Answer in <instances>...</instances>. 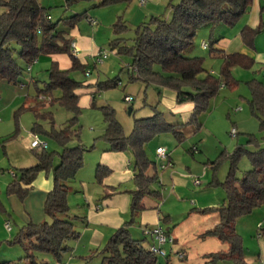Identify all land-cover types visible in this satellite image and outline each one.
Returning a JSON list of instances; mask_svg holds the SVG:
<instances>
[{"label": "trees", "instance_id": "1", "mask_svg": "<svg viewBox=\"0 0 264 264\" xmlns=\"http://www.w3.org/2000/svg\"><path fill=\"white\" fill-rule=\"evenodd\" d=\"M119 0H103V4ZM253 0H177L169 4L171 18L152 16L135 28L133 44L128 43L124 35L131 29L123 21L115 24L117 36L111 42V48L119 55H130L134 69L130 81H142L147 85L156 83L177 92L179 103L192 101L195 104L189 121L172 123L165 114L153 107L150 116L136 118L133 130L126 135L117 119L116 111L110 104L100 105L106 122L103 137L109 142L111 151H129L134 156V181L136 188L132 193V218L119 227L101 250V264H155L158 257L144 244L143 240L132 237L129 225L134 222L135 213L145 209L143 199L159 196L153 185L159 180L158 167L146 151V145L162 133H171L179 141L185 138L188 128L199 129L202 126L199 117L209 110L211 100L219 93L223 85L237 84L233 79V68L241 66L251 68L253 58L242 52L222 53L223 62L219 75H214L204 67V57L185 56L184 51L193 45L198 29L205 25L213 28L220 24L234 26L249 11ZM264 10V5L262 6ZM47 8L39 0H0V79H7L14 84L23 83L21 77L29 65L41 54L69 53L73 63L69 69H61L56 62L49 67V79L45 87L38 88L41 93L50 95V103H59L73 113L66 124L57 129L54 125L46 130L35 121L33 133L44 132L53 138L61 151L35 149L37 163L22 168L20 176L9 186V192L22 195L26 189L22 184H30L37 174L44 170L52 171L54 187L45 201V212L50 221L28 223L22 230L26 242L25 259L28 264H45L39 261L43 254H51L61 261L65 251L69 250L68 241L79 236L74 222L69 219L67 182L74 179L84 164L86 147L79 143L70 145L80 137L78 119L81 114L77 89L81 83L70 73L73 70L86 72L85 65L71 54L69 29L75 26L82 15H74L54 21L48 18ZM84 15V14H83ZM51 16V15H50ZM63 23L67 28H61ZM264 30V20L258 26H244L241 30L243 41L253 47L257 34ZM214 33V32H213ZM214 39V38H213ZM214 39L213 43L217 42ZM221 53V52H219ZM20 60L23 63H20ZM120 79L97 83L98 90L115 87ZM251 91L250 106L259 118V131L262 137L248 133L247 143H238L230 154L231 166L224 181L213 177L211 184L221 186L226 192V202L219 208L220 223L212 232L222 241L230 244V254L235 255L237 264H245L243 259L242 238L235 229L236 220L253 212L264 203V84L256 79L248 81ZM54 90L60 95L53 96ZM22 109H32L22 105ZM36 112L37 118L49 117V114ZM243 154L250 158L252 168L242 177L236 175L238 161ZM58 158V159H57ZM111 173V169L99 165L96 171L98 182ZM16 240V239H15ZM0 264H9L0 262Z\"/></svg>", "mask_w": 264, "mask_h": 264}, {"label": "crops", "instance_id": "2", "mask_svg": "<svg viewBox=\"0 0 264 264\" xmlns=\"http://www.w3.org/2000/svg\"><path fill=\"white\" fill-rule=\"evenodd\" d=\"M75 1L78 0H68V2ZM97 1L99 3L95 5L113 7L111 9L116 11L115 15L107 21L111 28H108L105 25L93 28L92 31L94 32V35L88 34L85 28L83 29L85 31H83L79 24L84 16L87 17V10L82 13L74 14L82 15V17L80 16V19L75 26L71 28V32L73 33L71 39L77 42L80 50L78 59L85 65V69L90 63L89 58L94 62L95 56L102 48L98 41L101 32H105L109 34V36H112L113 34L114 39L117 36L114 24L119 19L123 20L132 30V25L139 26L143 22L148 21L152 16L168 14L166 17L168 18V16H171L172 14L169 4L171 2H176L177 0H119L107 4H103V0ZM263 5L264 0H253L249 11L243 16L245 17L243 23L241 24L239 22L237 28L235 27L234 35H229L221 31L218 36V33L216 32L218 28H216L214 33L210 28V33L212 31L210 34L211 38L217 39L218 41L212 44L208 40L203 39L201 46L203 41H207L209 43L207 48L211 46L213 50L218 51L217 55L221 58L222 53L231 52H242L250 55L254 60L251 68H254V71L262 77H253L251 79H256L264 84V30L257 34L253 47L247 45L241 36V30L244 26L256 27L262 19L264 20V10H262ZM205 27H208L207 29H209L210 26L205 25ZM128 33H125L124 36L126 37ZM238 39H240L239 41L241 42H238ZM259 41H261V43ZM232 48H238V51ZM113 50L116 52V49ZM53 62H56L61 69H69L72 66L73 60L69 53L41 54L30 66L31 68L29 71L32 81L35 80L32 74L35 66L41 63L48 68ZM128 68L130 71L134 70L131 65ZM209 72L212 74L215 73L213 69ZM85 82H90L94 87L87 90H84L81 87L77 89V93L80 96L79 105L95 106V92L98 91L97 83H99V81L96 78H92ZM143 83L146 84L145 82ZM21 84L26 85V82ZM238 85L239 82L231 86V89L236 88ZM159 86L160 85H158V87ZM225 87L226 85H223L221 89ZM83 93L88 94L82 103L81 96ZM159 93L162 94L161 103L168 104L171 106L173 113H179L181 114V117H183L182 121L172 122L165 115L170 122L184 123L189 121L194 111V102L187 101L179 103L177 92L169 87L160 86ZM41 95L42 94H40L38 98L40 99V102L43 103V100L45 99H41ZM219 98L220 93H218L213 99ZM249 99L251 98H248L247 100L249 101ZM23 105L26 107H33L34 109L36 108L35 104L28 105L27 103H23ZM237 108L239 107H236L235 110H242V108ZM247 118L248 117L246 116H240L237 118V121L232 122V128L235 127L238 134L240 132L253 133L256 130L255 127H252L254 123L246 120ZM132 130L126 132L124 128L126 135H129ZM192 130L193 128H188L185 134L190 133ZM32 134L33 132L29 133V137H27L24 144L19 138L6 139L4 142L0 140V245H2L3 242L14 243L11 242V240L16 228H19V231L16 235L15 242L21 240L26 242L25 238H23L24 231L22 232L24 227L28 223H40L46 219L45 201L48 193L54 187L52 171L46 172L42 170L37 174L32 183L22 184L23 188L26 189L24 195L17 192H9V186L15 179L19 178L20 170L37 163L35 149L31 148L29 144ZM238 134L236 137H238ZM171 135L178 143L182 144L184 139L187 138L185 135V138L179 141L173 134ZM156 137L154 139H156ZM152 141L146 145L147 154V147H150ZM195 144L188 148V151L193 156L197 153L192 150V147ZM171 145L172 141L166 140L156 146V149L159 146H166L165 148L170 153V158L173 161V166L160 170L158 167L160 159L155 149L156 157L159 160V162H155L158 167L159 180L156 182L157 186L154 187L153 185V188L158 191L159 196L149 195L145 197L146 200L145 198L143 199L146 208L136 212L134 222L129 225L132 237L143 240L144 244L149 248L153 241L151 237L145 233L147 227L161 225L166 232L171 234L173 238L172 241L164 246L167 252L166 255L157 256L158 261L155 264H237L235 255L229 253L230 244L222 241L212 233L220 223L221 216L219 208L226 202V192L224 188L221 189L225 194L216 191L219 187L213 188L208 186L203 189L196 188L203 183L199 176L204 174L207 180L210 179L211 175H209L207 167L204 166L203 170H201L200 161L195 158H188L184 152L186 149L183 145H173L174 147L169 148ZM102 146L103 147H101L99 153L95 154L90 160L91 166L89 165L87 168V171L89 172L87 177H84V174H80V171H82L83 168L81 167L77 173V177L67 182L70 193L72 190L78 191L80 188L82 189L84 197V206L80 205V211H78L79 213H76L74 220L72 217L70 218L69 215V219L74 223L76 222L78 227L80 226L79 236L77 237L75 244L84 236H88L87 243L90 246L88 252L91 251L93 256L96 252L101 250L100 248L105 242H108L119 227L125 225L131 220L133 215V196L131 191L136 188V184H133V154L129 151H111L109 150L110 146ZM86 151L87 147L84 155ZM198 151L201 150L198 149ZM99 165L111 169V173L104 177L102 182H98L96 178V171ZM201 171V175H195ZM213 177L217 178L219 181L225 180V178L223 179L219 173L213 174L212 180ZM197 179L199 180V183L195 182ZM77 180L79 182H77ZM207 180L205 182H207ZM76 182L77 186H72V184ZM70 197L71 196L69 195V198ZM161 204L163 205L161 206ZM257 208H260L263 211L264 203L256 207L253 212ZM252 213L239 217L235 222V229L242 238L243 259L245 264H264V217L256 223H252L248 218V215H251ZM7 222L10 223V229L6 227ZM257 226L260 228L258 227V229ZM255 229L256 238H252V233L255 232ZM249 235L251 238L248 237ZM18 237L19 241L17 240ZM247 238L250 239L249 242H247ZM77 248V245H75V247L71 246L72 252H75ZM181 252L183 253L182 256L180 255ZM87 255L88 254L78 256L81 259H85V257H89ZM73 256H70L69 259H73ZM100 261L102 262V259Z\"/></svg>", "mask_w": 264, "mask_h": 264}, {"label": "rangeland", "instance_id": "3", "mask_svg": "<svg viewBox=\"0 0 264 264\" xmlns=\"http://www.w3.org/2000/svg\"><path fill=\"white\" fill-rule=\"evenodd\" d=\"M39 1L41 5L47 8L48 13L54 21H59L62 17H70L75 13H82L87 10V17L84 16L79 25L82 30L85 28L87 33L90 35H94L92 29L97 28L98 26L105 25L106 27L111 28L109 22L107 21L116 13L114 9H111L113 7L95 5L99 3L97 0H78L75 2H68V0ZM167 15L168 14H162L165 18ZM91 17L97 19L98 23L95 25L91 24L89 22ZM170 18L171 16H168V19ZM244 18L245 17L241 18L234 26H228L220 23L214 28L210 25H208L210 26L209 29L205 26L200 27L194 38L193 45L184 51V55L204 57L205 69L207 71H211L213 69L215 71L214 75H218L221 69L222 58L217 55L218 51L213 50L211 46L209 48H203L201 46V42L204 39L213 44L214 39L211 38L210 34L212 31L215 32L216 28H218L216 31L218 36L221 31L229 35H234L235 27L237 28L239 22L242 24L245 20ZM59 26L61 28H67L63 23H60ZM136 26L137 25H132L133 29L126 35L129 44H133ZM210 28L212 29L211 33ZM68 30L69 37L71 38L73 33L71 32V29L68 28ZM113 37V34L112 36H109V34L101 32L98 41L102 46L101 49L107 51L108 57L103 63H95V60L93 62V60L89 58L90 63L86 69L90 68L92 70V74L86 75L82 70H73L70 73L74 79L81 83V88L84 90L94 87L90 84V82H85L89 79L96 78L99 82H105L114 78H120L117 86L95 92V106H81V114L78 119L80 137L74 138L70 145H77L81 143L87 147V151L84 155L83 168L82 171H80V174H84V177H87L89 173L87 168L89 165L91 166L90 160L93 156H95V154L99 153L101 147H103L102 145L108 147L110 146L109 142L101 137L104 129L106 128V122L104 114L100 109V105L110 104L115 109L116 116L123 124L126 132H130L132 130L136 118L152 115L154 113V106H157V109L161 110L172 122L182 121L183 119L181 114L172 112L171 106L166 103H161L162 94L159 93L160 86L158 87L155 83L146 86V84L142 81H130L132 70L130 71L128 67L131 65L132 57L130 55H119L112 50L110 43ZM239 40L240 39H238V42H241ZM259 42L261 43V41ZM232 49H236L238 51V48ZM20 63L23 62L20 60ZM254 70V68L236 66V68L233 69V79H235L236 82H239V85L234 89H231V86L228 85H226L225 88L220 89V98L212 99L209 110L200 115L199 120L201 121L202 126L199 130L193 129L190 133L186 134L187 138L184 139L183 144L178 143L170 133L160 134L150 143V147H147L149 158L155 162H159L156 157L155 149L159 143H163L166 140L172 141V145L169 148L176 145H183L186 149L184 152L187 157L195 158L200 161L201 170H203L204 166H206L209 171V175H211L210 179L207 180L204 174L201 175L202 171L195 174L201 175L199 178L203 181L202 185L197 186L196 188L203 189L208 186L213 188L219 187L216 191L224 193L221 186L211 184L212 175L219 173L223 179H226L231 166L230 154L233 153L238 143H247L249 139L248 132H240L238 137L232 135V122L237 121V118L240 116H246L248 117L246 120L254 123V125L252 124V127H255L256 130L253 133L258 138L262 137V133L259 131V118L256 114H254L251 109L250 102L247 100L248 98H251L248 80L253 77H261ZM32 74L35 78L34 81L31 79L30 71L27 70H25L24 75L21 77L22 81L26 82V85H22L20 83L14 84L7 79H0V140L2 142L6 139L19 138L24 144L27 137H29V133L34 131L33 126L35 121L40 123L46 130H50L52 125L59 129L63 127L73 116L71 111L64 108L59 103L55 102L51 104L50 95L41 93L46 96L43 103L40 102V99L37 96L38 88L42 90L45 87V81H48L49 79V67L46 68L40 63L34 67ZM87 94L88 93L82 94V103ZM127 94L133 96L134 99L132 102H127L124 99ZM52 95H60V90H54ZM23 103H27L28 105L35 104L36 108H33V110H20ZM129 107H133L131 112H129ZM236 107H241L242 110L237 111L235 110ZM36 112L46 114L50 113V115L46 118H37L35 115ZM38 135L42 140L48 142V150H55L57 152L61 151L62 147L48 134L41 132L38 133ZM31 139L29 140V144ZM193 144L196 146L198 144L197 147L201 150L194 156L188 151V148ZM250 168H252L250 158L247 154H243L238 161L236 175L238 177H242L244 172ZM78 180L77 182H79ZM206 180L207 182H205ZM77 182L72 184V186H77ZM133 184L135 185V181ZM156 186L157 183L154 184V187ZM69 195L71 196L70 198ZM83 199L82 189L80 188L78 191L72 190L71 193H68V201L70 205L69 215L70 218H73V220L76 213H79L78 211H80V205L84 206ZM162 205L163 204H161V206ZM263 217L264 210L262 211L260 208H257L251 215H248V218L252 223H256L257 221L263 219ZM45 220L50 221L51 219L48 215H46ZM74 224L75 228L80 231V226L78 227L76 222ZM258 227L259 226H257V228ZM18 231L19 228H16L14 236L11 240V242L14 243L11 244L3 242V244L0 245V262H8L9 264H28V261L25 259L26 251L23 244L21 242H15ZM248 237L251 238L250 235ZM249 238H247V242L250 241ZM252 238H256V229L255 232L252 233ZM87 239L88 236H84L76 244L75 242L77 238L70 239L68 241L70 249L64 252L61 261L55 259V257L51 254H43L38 260L44 262L45 264H100V260L103 257L101 250L106 245V242L100 248L101 250L98 251L99 253L96 252L95 255H97L93 256L91 251L88 252L90 246L87 243ZM75 245H77L78 248L77 250L75 249V252H72L71 246L75 247ZM86 254H88L87 256L89 257H85V259H81L78 256ZM70 256H73L74 258L72 257L73 259H69Z\"/></svg>", "mask_w": 264, "mask_h": 264}, {"label": "built area", "instance_id": "4", "mask_svg": "<svg viewBox=\"0 0 264 264\" xmlns=\"http://www.w3.org/2000/svg\"><path fill=\"white\" fill-rule=\"evenodd\" d=\"M48 18H51V16L49 15ZM89 22L93 25L98 23L97 19L92 18V17L89 19ZM202 46L204 48H207L209 46V43L207 41H203ZM70 50H71V54L73 57L79 58L80 50H79L77 42L75 40L71 41ZM107 57H108L107 51L101 49V50H99L98 54L95 56V63H103ZM30 66L31 65H29V67H28L29 70L31 68ZM85 74L90 75L91 69L90 68L86 69ZM40 98L45 99L46 96L41 95ZM133 99H134L133 96L130 94L125 96V100L127 102H132ZM237 109H241V107H239ZM231 133H232V135L237 136L238 131L235 127H233L231 130ZM30 147L33 149H38V148L39 149H47L48 148V142L45 140H42L38 134L33 133L32 139L30 141ZM192 150L194 152H198V147L196 145H194L192 147ZM156 152H157V155L160 159V162L158 164V167L160 170H163L167 167L173 166V161L170 158V153L168 152V150L164 146L157 147ZM195 182L199 183V180L197 179ZM6 227L8 229H10V223L9 222L6 223ZM145 233L148 236H150L152 241H153L149 246L150 251L155 256H165L167 252H166L164 246L168 242L172 241L173 238H172L171 234L169 232H166L165 229L161 225H157L154 227H147L145 229ZM180 255L182 256L183 253L181 252Z\"/></svg>", "mask_w": 264, "mask_h": 264}, {"label": "water", "instance_id": "5", "mask_svg": "<svg viewBox=\"0 0 264 264\" xmlns=\"http://www.w3.org/2000/svg\"><path fill=\"white\" fill-rule=\"evenodd\" d=\"M132 111V107H129V112H131Z\"/></svg>", "mask_w": 264, "mask_h": 264}]
</instances>
